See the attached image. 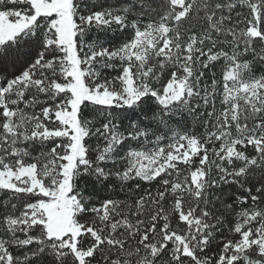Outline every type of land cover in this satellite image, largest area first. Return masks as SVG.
<instances>
[{"label":"snow or ice","instance_id":"6c2138e0","mask_svg":"<svg viewBox=\"0 0 264 264\" xmlns=\"http://www.w3.org/2000/svg\"><path fill=\"white\" fill-rule=\"evenodd\" d=\"M0 264H264V0H0Z\"/></svg>","mask_w":264,"mask_h":264},{"label":"trees","instance_id":"16d2710c","mask_svg":"<svg viewBox=\"0 0 264 264\" xmlns=\"http://www.w3.org/2000/svg\"><path fill=\"white\" fill-rule=\"evenodd\" d=\"M109 37L111 38V34H109Z\"/></svg>","mask_w":264,"mask_h":264}]
</instances>
